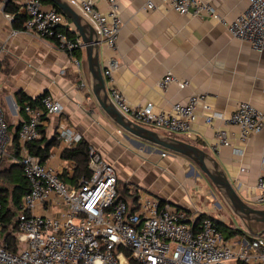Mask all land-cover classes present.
<instances>
[{"label": "built area", "instance_id": "built-area-1", "mask_svg": "<svg viewBox=\"0 0 264 264\" xmlns=\"http://www.w3.org/2000/svg\"><path fill=\"white\" fill-rule=\"evenodd\" d=\"M7 1L4 0V5ZM72 1L95 23L99 43L115 49L122 27L118 1L103 0L108 5L106 12L95 8L90 0ZM161 1L179 14L212 17L224 25L231 37L246 41L256 52L264 51V0H246L245 10L232 20L220 16L210 0ZM15 3L25 17L22 29L53 40L60 50L68 53L79 70L82 60L72 53L81 50L83 43L80 37H70L66 32L72 28L64 13L39 0ZM155 7L153 0L146 1V9ZM117 67L115 58L106 60L102 68L106 89L118 110L134 123L170 135L187 133L197 121L200 107L207 123L219 118L224 124L215 131L214 150L219 145H230L228 125L238 127L241 141L264 128V112L253 104L242 102L232 113L224 115L214 112L201 94L192 95L184 103H175L166 111H155L151 103L131 106L112 86V73ZM172 82L180 88L188 85V81L177 80L171 73L164 75L157 85L166 89ZM62 110L61 102L47 93L34 105L25 102V116L16 131L15 154L13 134L0 107V172L4 161L17 164L29 185L28 192L14 209L15 247L26 244V248L20 251L8 248L2 241L0 221V264H264V237L261 235L244 239V244L237 236L226 238L215 224L216 220H222L206 209L197 210L203 216L196 221L185 209L136 184L130 183L125 191L119 192L120 180L114 165L99 158L91 145L87 162L89 175L80 177L75 185L67 184L61 174L73 176V161L65 159L58 172L47 160L40 162L28 149L31 142L41 137L39 129L44 117ZM58 139L63 151L76 146L82 135L64 126L58 132ZM166 155L167 151L161 152L162 157ZM255 189L254 202L264 206V174L258 176ZM206 197L213 199L214 194L211 192ZM217 207L218 203L212 207L213 211Z\"/></svg>", "mask_w": 264, "mask_h": 264}, {"label": "crops", "instance_id": "crops-1", "mask_svg": "<svg viewBox=\"0 0 264 264\" xmlns=\"http://www.w3.org/2000/svg\"><path fill=\"white\" fill-rule=\"evenodd\" d=\"M90 1L98 10L107 11L108 5L103 0ZM117 1L122 27L116 48L100 44L99 60L103 68L107 59H116L118 67L112 73V86L131 106L151 103L155 111H166L175 103H184L192 95L201 94L216 113L229 115L242 102H249L264 112V51L256 52L246 41L231 37L224 25L212 17L179 14L161 0H153L154 9L145 8L147 0ZM210 1L226 20L237 17L248 4L246 0ZM4 7V0H0V107L8 123L13 125L14 132L25 116L17 104L19 92L32 99L47 93L61 102L62 112L46 115L41 125L43 135L47 138L55 136L57 141L47 159L50 165L56 167L58 172L64 165L58 132L62 127L69 126L95 148L99 158L114 165L123 184H136L177 208L185 209L194 217L199 216V208L203 210L202 207L207 206L204 200L209 199L207 194L212 192L223 201L203 175L192 178L193 174H186L185 169L193 167L190 161L168 152L162 157L161 151L155 148V156L162 161L169 158L175 160L174 164L179 167V171H176L180 176L178 181L172 176L162 177L163 173L170 175L173 172L165 168H161L162 173L158 172V163L152 162L151 168L148 165V168H143L142 164H146L148 158L128 164L130 172L122 176L118 166L122 163L109 155L113 150L123 148L121 140L125 138L138 141L124 134L100 109L83 64L78 70L68 53L60 50L53 40L25 31L22 25V28H16L12 14L6 12ZM19 13L24 15L21 9ZM68 25L72 28L71 33L80 37L70 19ZM83 56L84 47L79 56L81 60ZM167 73L177 80L188 81V85L180 88L172 82L166 89H161L157 83ZM198 115L189 132L175 135L208 150L240 197L258 206L254 202L257 192L255 183L258 176L264 174V128L246 141H241L238 127L228 125L226 131L230 145H219L214 150V134L216 129L224 127L223 121L213 118L207 123L200 107ZM61 177L64 180L65 175L61 174ZM68 180H65L67 184H76ZM198 201L202 206L196 203ZM208 206V213L226 224L240 228L250 236L259 234L264 237V223L248 224L254 232L250 234L229 208L233 219L225 221L223 214L210 212ZM234 219L238 225L233 223ZM239 239L245 244V238Z\"/></svg>", "mask_w": 264, "mask_h": 264}, {"label": "water", "instance_id": "water-1", "mask_svg": "<svg viewBox=\"0 0 264 264\" xmlns=\"http://www.w3.org/2000/svg\"><path fill=\"white\" fill-rule=\"evenodd\" d=\"M51 2L72 21L81 37L84 47L81 63L86 70L94 98L103 113L124 134L134 140L152 146L158 151H167L169 154L178 155L190 161L219 193L231 212L240 219L248 233H254L248 224L264 223V206H256L244 201L224 174L218 161L205 148L176 136L177 134L170 135L160 129L134 123L121 113L110 99L106 89L99 60L100 43L95 23L72 0H51ZM87 30L89 32L86 34ZM255 235L259 236V234Z\"/></svg>", "mask_w": 264, "mask_h": 264}, {"label": "trees", "instance_id": "trees-1", "mask_svg": "<svg viewBox=\"0 0 264 264\" xmlns=\"http://www.w3.org/2000/svg\"><path fill=\"white\" fill-rule=\"evenodd\" d=\"M43 5H50L55 7L57 10L59 8L55 6L51 0H39ZM6 12H9L13 16L14 26L16 28H20L21 25L23 27L24 15L19 13L18 5L14 2V0H8L5 3L4 7ZM60 11V10H59ZM21 27V28H22ZM70 37H74L71 31H66ZM81 50L74 51L72 54L76 57H79ZM37 98H30L22 91L18 93L17 96V104L23 109V105L25 102H30V104H36ZM6 118V117H5ZM7 124L8 121L6 120ZM20 121L18 122V124ZM17 124V126H18ZM8 124V130L9 126ZM13 126V125H12ZM17 129L13 132L10 131L12 135V151L13 153H17ZM41 137L34 142H31L28 145L29 151L37 156L40 162H45L50 155V149L52 146L57 144L55 136L52 138H47L43 135L41 127L39 129ZM88 143L82 139L76 146L71 149H64L62 151V158L66 160H71L74 162V173L71 177H64V180L69 179L71 183H75L80 177L89 175V171L87 168L88 162ZM8 161L3 162V169L0 172V199L2 202V212L0 214V221L2 223V241L7 244L8 248L11 250H15V241L13 237V233L16 231V219H15V211L14 209L21 202V197L28 192L29 185L22 173V169L19 165L14 164ZM72 178V179H71ZM71 179V180H70ZM123 191L127 189V184H123ZM203 214L196 217V221L201 219ZM215 224L217 228L224 234L226 238L237 236L238 238H245L249 240L252 238L249 234H247L244 230L240 228H234L230 225H226V223L216 220Z\"/></svg>", "mask_w": 264, "mask_h": 264}, {"label": "rangeland", "instance_id": "rangeland-1", "mask_svg": "<svg viewBox=\"0 0 264 264\" xmlns=\"http://www.w3.org/2000/svg\"><path fill=\"white\" fill-rule=\"evenodd\" d=\"M9 129H10V131L11 130L13 131V126L10 125ZM121 143L124 145L123 148H120V149L117 148V150H113L109 156L111 158H117L118 162L122 163L121 165H118L120 168V172H121L122 176H125V175L127 176L129 174L130 171L127 167L128 164H130L131 162H133V163L140 162V160H142V158L143 159L148 158L146 164L145 163L142 164L143 168L144 167L148 168V166L151 168L150 163H152V162L158 163L160 165L157 169L158 172L162 173V171H160V170H162L163 168L167 169L168 171L170 170V172H173V173H170V175L168 173H163V174H161L162 177H171L172 176L176 181H178V178L180 176H179V173H176V171H179V167H177V165L174 164L175 160H173V158H171L172 160H170V158H169V159L162 161L157 156H155L156 154H154V153H157V152L155 151L154 147L149 146L147 144L135 142L130 138H125L124 140H121ZM121 153H123V154L121 155ZM120 155H121V157H120ZM157 155H159V153ZM7 164H9V163H7ZM142 172L144 173V171H142ZM185 172H186V174L189 172L191 173V175L193 174L192 178L198 177L197 175L202 176L201 172L195 166H193L191 169H190V167H187V169H185ZM137 178H140V177H137ZM146 179H148V177ZM123 186H124L123 181L119 182L118 190L121 193L123 192ZM204 200L207 202V206L209 205L208 207L211 208L209 210L210 212L213 211L212 207H215L216 203H218L219 207L215 208V211L217 210L219 213L223 214V219L225 221H230L233 219V215L228 210V207L225 205V203L216 194H214L213 199L211 198V199L207 200L204 198ZM196 203L199 204L200 206H202L200 201H198ZM207 206H203L202 208L206 209ZM197 208H199V206ZM222 222L224 223V221H222ZM233 223H235V224L237 223V225H238V221L236 219H234ZM226 225H228V224H226ZM25 248H26V244H20V245L16 246V251H20V250H23Z\"/></svg>", "mask_w": 264, "mask_h": 264}]
</instances>
